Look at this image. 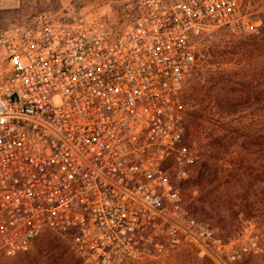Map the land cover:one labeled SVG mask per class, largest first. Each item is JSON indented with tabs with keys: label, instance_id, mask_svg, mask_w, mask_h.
Returning a JSON list of instances; mask_svg holds the SVG:
<instances>
[{
	"label": "built area",
	"instance_id": "built-area-1",
	"mask_svg": "<svg viewBox=\"0 0 264 264\" xmlns=\"http://www.w3.org/2000/svg\"><path fill=\"white\" fill-rule=\"evenodd\" d=\"M84 0L0 30V256L46 231L82 264H132L194 245L240 253L187 209L183 92L201 41L257 36L247 0H139L112 29Z\"/></svg>",
	"mask_w": 264,
	"mask_h": 264
},
{
	"label": "rangeland",
	"instance_id": "rangeland-1",
	"mask_svg": "<svg viewBox=\"0 0 264 264\" xmlns=\"http://www.w3.org/2000/svg\"><path fill=\"white\" fill-rule=\"evenodd\" d=\"M73 0H0V30ZM139 0H84L90 21L116 29L138 12ZM246 12L261 21L264 0H247ZM226 29L205 37L198 65L183 92L184 126L193 153L189 178L179 182L189 212L210 223L230 249L232 264H264V43ZM213 68L214 74L209 70ZM208 70V71H207ZM212 145V146H211ZM211 157V158H210ZM0 264H82L70 241L46 231L23 253ZM132 264H215L194 245Z\"/></svg>",
	"mask_w": 264,
	"mask_h": 264
},
{
	"label": "trees",
	"instance_id": "trees-1",
	"mask_svg": "<svg viewBox=\"0 0 264 264\" xmlns=\"http://www.w3.org/2000/svg\"><path fill=\"white\" fill-rule=\"evenodd\" d=\"M253 37H256V38L258 39L259 42H257L256 44H254L253 47H252V46L249 47V48H251V49H255V48H257V47L259 46V44H262V43H260V42H262V41H263V43H264V29H263V31L260 32L259 35H257V36H253ZM207 71H208V70H207ZM209 72H210L211 75H213V74H214L213 72H215V71H213V68H211V69L209 70ZM211 146H212V145H211ZM210 158H211V157H210Z\"/></svg>",
	"mask_w": 264,
	"mask_h": 264
}]
</instances>
